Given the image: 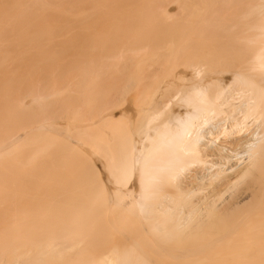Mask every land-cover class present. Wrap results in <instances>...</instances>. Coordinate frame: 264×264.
<instances>
[{
  "label": "bare ground",
  "instance_id": "obj_1",
  "mask_svg": "<svg viewBox=\"0 0 264 264\" xmlns=\"http://www.w3.org/2000/svg\"><path fill=\"white\" fill-rule=\"evenodd\" d=\"M0 264H264V0H0Z\"/></svg>",
  "mask_w": 264,
  "mask_h": 264
}]
</instances>
